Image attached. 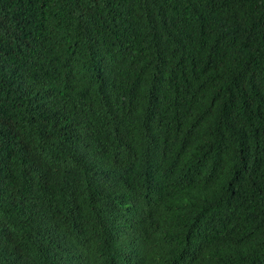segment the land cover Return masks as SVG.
Here are the masks:
<instances>
[{"label": "trees", "instance_id": "16d2710c", "mask_svg": "<svg viewBox=\"0 0 264 264\" xmlns=\"http://www.w3.org/2000/svg\"><path fill=\"white\" fill-rule=\"evenodd\" d=\"M0 264H264V0H0Z\"/></svg>", "mask_w": 264, "mask_h": 264}]
</instances>
